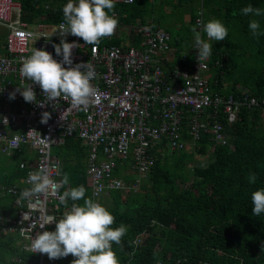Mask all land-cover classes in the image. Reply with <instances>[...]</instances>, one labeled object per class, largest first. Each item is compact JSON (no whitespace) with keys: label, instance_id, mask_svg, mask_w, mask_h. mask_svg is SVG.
Listing matches in <instances>:
<instances>
[{"label":"trees","instance_id":"trees-1","mask_svg":"<svg viewBox=\"0 0 264 264\" xmlns=\"http://www.w3.org/2000/svg\"><path fill=\"white\" fill-rule=\"evenodd\" d=\"M14 1L20 3L22 21L45 24L63 19L67 2ZM170 2L171 13L178 8L187 10L190 17L185 20L193 26L197 0ZM146 4L147 0H134L116 4L115 9L125 12L128 22L135 17L145 22ZM248 5L264 10V0H204V22L218 19L228 29L225 40L209 41L208 82L223 94L241 93L242 87L250 96L260 98L264 97V34L254 37L248 25L257 20L264 33V15H243L241 10ZM184 38L191 41L177 34L173 45L180 49ZM110 42L118 44L119 40ZM263 110L242 107L232 122L217 116L226 144L216 143L214 135L206 132L198 140L182 136L187 144L193 143L191 151L171 150L162 138L145 175L136 178L138 182L125 165H117L113 174L125 181L124 188L109 190L101 203L115 217L114 228L123 224L128 229L121 245L113 244L120 264H264V214L253 216L251 204V193L264 188ZM53 152L69 176L68 185H83L86 198H92L83 160L87 148L81 140L67 137ZM19 156L0 153L1 216L13 212V197L4 194L1 186L19 184L18 178L24 174L18 168ZM251 174L257 177L254 184L247 179ZM78 203L83 205V200ZM17 238L0 231V264L37 262V255L14 243ZM73 259L69 255L61 263L71 264Z\"/></svg>","mask_w":264,"mask_h":264},{"label":"built area","instance_id":"built-area-1","mask_svg":"<svg viewBox=\"0 0 264 264\" xmlns=\"http://www.w3.org/2000/svg\"><path fill=\"white\" fill-rule=\"evenodd\" d=\"M116 2L128 4L125 0ZM20 16V3L0 0V27L5 29L0 48V153L12 156L24 146L36 152L33 163L28 159L19 162V167L27 172L24 182L23 178L20 181L27 186L19 189L15 184L1 186L2 192L13 197V212L0 215V231L24 239L23 249L28 250L30 238L36 233L55 230L54 223L41 229L44 216L59 220L71 208L70 203L68 208L63 205L57 208L59 201L51 194L30 198L21 195L30 187L28 173L41 167L47 168L54 180L62 179L61 160L52 150L67 137L76 134L89 146L86 173L91 181L92 198L99 203L109 190L124 188L123 181L113 176L118 157L125 158L132 151L134 165L139 173H144L151 161L147 154L150 142L164 136L171 149H187L186 142L181 140L182 132L194 140L210 132L216 143L226 144L217 116L232 122L242 107L264 109V97L246 92L227 95L213 90L208 82L211 56L199 64L195 43L182 53L171 45L170 34L162 28L120 25L112 37L102 39L94 47L70 34L62 37L57 30L63 19L55 24L41 21L30 24ZM196 25L199 30L202 28L201 17H197ZM119 28L125 30V35L119 34ZM120 38L125 42H110ZM61 39L79 45L73 49V67L89 62L95 69L92 84L98 102L73 107L70 100L61 98L41 106L25 102L19 92L10 100L9 93L17 87L32 84L19 75L22 58L29 56L35 47L61 62L63 57L57 56L53 47ZM32 87L37 101L43 102L42 89L35 84ZM44 112L50 113L47 123H41ZM14 137L21 138L15 148L10 145ZM36 255L38 261L28 264H52L47 255Z\"/></svg>","mask_w":264,"mask_h":264},{"label":"clouds","instance_id":"clouds-1","mask_svg":"<svg viewBox=\"0 0 264 264\" xmlns=\"http://www.w3.org/2000/svg\"><path fill=\"white\" fill-rule=\"evenodd\" d=\"M125 2L131 4L134 0H125ZM203 2L204 0H197L192 28L195 47L198 50L197 61L199 64L207 60L212 54V44L209 41H223L228 36V29L220 20L210 19L206 23L204 22ZM116 4L124 3H117L116 0H68L62 9L64 22L59 25L57 31L62 37L70 34L81 38L86 45L98 46L102 39L112 37L117 27L124 25L123 23L118 25L119 21L115 16ZM241 12L245 16L249 14L254 16L264 15V10L254 8L252 5L244 7ZM189 14L185 13L187 19L190 17ZM197 17H201L203 23L200 30L196 25ZM199 23L201 22L198 21ZM139 25L155 26L150 18H147L146 23L131 26L137 27ZM248 27L254 37L264 34L259 31L260 24L257 20H250ZM157 28L162 27L157 26ZM205 35L207 39H204ZM171 45L179 49L173 45V37H171ZM53 47L56 55L63 57L61 62L55 60L51 53L33 47L31 54L22 58L19 69V75L23 80L31 81L32 84L38 85L42 89L44 101H37L32 84H26L22 88L17 87L14 92L9 93V99H15L16 93L19 92L25 102H35L41 106L49 101L57 102L61 98L70 100L73 107H87L89 104L97 103L99 97L92 84L96 76L93 66L89 62L77 63L74 67L72 66L73 49L79 47V45L76 42L68 43L66 39H61L60 43L53 45ZM64 65H68V67ZM241 93L229 94L239 95ZM49 118L50 113L44 112L41 123H47ZM185 135V132H182V136L185 137ZM72 136L80 139L76 134ZM162 138L165 137L162 136L160 140L149 143L147 154L151 159L153 158L154 148ZM20 139V137H14L10 145L14 148L17 147ZM80 140L83 145L89 147L82 139ZM181 140H183L182 137ZM191 145L193 146V143L187 144V151L193 149H188ZM167 147V149H171L168 144ZM116 162L117 165L120 163L125 165L127 170L133 173L132 176L136 182L139 181L136 178H141L146 173V171L139 173L134 165L132 151L125 158L118 157ZM61 166L63 167L62 161ZM60 173L62 178L60 181L54 180L45 167L28 173L27 183L30 184V187L22 192V198L51 194L59 201L57 208L61 205L68 208L69 201L72 202L70 210L65 211L59 220L51 215L43 217L40 225L41 229L54 223L55 230L36 233L34 237L30 238L31 243L28 250L35 255L46 254L49 260L66 258L71 255L75 258L71 264H120L119 258L113 250V244L121 245L122 238L126 235L128 229L123 224L119 227H113L115 217L101 204L102 197L106 195L101 196L99 203L91 197L86 198V188L83 185L67 188L61 193L60 190L69 184V176L64 174L62 177L63 171ZM86 176H88L87 173ZM113 176L120 179L115 174ZM247 179L249 183L254 184L257 177L255 174H251ZM120 180L125 184L123 179ZM81 200H83V205L78 203ZM251 204L253 216L259 217L264 214V188L251 193ZM51 263L55 262L52 261Z\"/></svg>","mask_w":264,"mask_h":264},{"label":"rangeland","instance_id":"rangeland-1","mask_svg":"<svg viewBox=\"0 0 264 264\" xmlns=\"http://www.w3.org/2000/svg\"><path fill=\"white\" fill-rule=\"evenodd\" d=\"M171 8L172 7H171L170 0H161V1L160 0H147V4H146V11H147L146 14L147 15H144V20H146L145 22H142L141 17H135L130 22H128V20H125V18H127V14L125 12L122 11L121 13L119 10L115 9V13L117 14L116 17L118 18V21H119L118 25L120 23H123L124 25L125 24L126 25H137L139 23H146L147 22L146 17H148V18H151L155 22V24L166 29L170 33L171 37L177 36V34H179V35H182L190 39L191 41L187 43L186 39L184 38L185 41L180 46L181 52L183 53L188 48H190L195 42L194 34L192 32L193 26L188 24V22L185 20V13H189L187 10L184 11L178 8V9H173V13H171ZM124 15H125V18H124ZM121 28H119L118 30H120L119 34L123 36L125 35L126 32L124 29H121ZM178 29H181V31H178ZM202 38H203V35H202ZM118 40L119 42H125L124 38H120ZM251 62L254 65V61H251ZM251 62H249V64ZM239 89H241V92L246 91L245 89H242V87L241 88L239 87ZM262 114H264V110L262 111ZM192 148H193L192 145L188 147L189 150ZM201 160H202V157H200V161ZM3 165H7L6 160L3 161ZM63 175L64 173L62 174V177ZM54 261L60 264L61 262H63V258L56 259Z\"/></svg>","mask_w":264,"mask_h":264},{"label":"crops","instance_id":"crops-1","mask_svg":"<svg viewBox=\"0 0 264 264\" xmlns=\"http://www.w3.org/2000/svg\"><path fill=\"white\" fill-rule=\"evenodd\" d=\"M150 20L152 21V24L153 25H155L154 26V28H157V26H159V25H157V24H155V22L150 18ZM3 30V31H2ZM4 37H5V29L3 28V27H0V48H2L1 46H2V42H3V40H4ZM2 104V100L0 99V105ZM85 147H86V145H84ZM87 148V147H86ZM55 153V152H54ZM17 154H19V153H14L12 156H16ZM86 156H85V158L83 159L84 160V162H85V166H87L88 165V160H89V151H88V148H87V152H86V154H85ZM19 161L17 162V164H18V168L21 170V171H23V175L22 176H20L19 178H18V183L19 184H15L16 185V187H17V189H19V188H21L22 186H27V185H25V184H22L23 182H24V178L26 177V175H27V172H26V170L25 169H21L20 167H19V162L20 161H23V160H26V159H28V160H30V162H34V160H36V152L33 150V149H30L29 147H27V146H24L23 147V149H22V151L20 152V156H19ZM64 170V169H63ZM21 178H23V182H21L20 181V179ZM87 179H88V184H89V188H90V191H91V195H92V187H91V181H90V179H89V177L87 176ZM2 186H7V185H2ZM67 188H70V185H67V186H65V188H62L61 189V193L64 191V190H66ZM4 193V192H3ZM4 194H7V193H4ZM9 195V194H8ZM69 203H71V201H69ZM14 243L18 246V247H20V248H23V246L26 244L25 243V240L24 239H22V238H20L19 236H18V238H17V240H15L14 241ZM54 261V260H53ZM55 262V261H54ZM56 263V262H55Z\"/></svg>","mask_w":264,"mask_h":264},{"label":"water","instance_id":"water-1","mask_svg":"<svg viewBox=\"0 0 264 264\" xmlns=\"http://www.w3.org/2000/svg\"><path fill=\"white\" fill-rule=\"evenodd\" d=\"M62 171H63V167L61 166V167H60V172H62Z\"/></svg>","mask_w":264,"mask_h":264}]
</instances>
